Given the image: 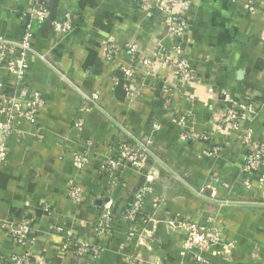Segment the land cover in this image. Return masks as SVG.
Instances as JSON below:
<instances>
[{
    "label": "crops",
    "instance_id": "1",
    "mask_svg": "<svg viewBox=\"0 0 264 264\" xmlns=\"http://www.w3.org/2000/svg\"><path fill=\"white\" fill-rule=\"evenodd\" d=\"M47 18L31 23L32 0H0V40L20 41L31 34L25 84L45 101L34 122L20 119L8 138L0 137V255L8 260L22 250L5 237L4 221H30L38 237L34 255L45 264H84L71 249V235L104 247L93 264H128L133 247L125 246L127 225L120 212L147 187L138 245L144 264H264V168L249 187L244 185L247 148L221 126L222 95L228 93L255 109L254 137L264 142V0H189L192 26L173 38L164 30V16L156 0H42ZM66 14L78 18L77 27L57 35L53 22ZM115 41L138 46V57L155 58L161 81L142 76L140 97H126L120 67L139 66L127 52L105 57V44ZM184 51L193 81L183 84L164 65L174 46ZM3 91L11 96L14 78L0 74ZM92 94L97 101L89 103ZM84 118L81 132L75 123ZM195 135L207 134L209 143L180 139L181 125ZM137 142L149 152L139 171L124 167L110 193L109 178L98 168L100 159L117 154L108 139ZM220 147L206 158L202 151ZM89 159L85 170L74 165V155ZM218 175L213 183L211 176ZM83 189L74 205L69 184ZM110 202L111 235L96 231L99 214ZM158 202L157 208L154 203ZM221 230L224 249L203 254L195 262L182 253L176 220ZM61 228L57 232L55 228Z\"/></svg>",
    "mask_w": 264,
    "mask_h": 264
},
{
    "label": "built area",
    "instance_id": "2",
    "mask_svg": "<svg viewBox=\"0 0 264 264\" xmlns=\"http://www.w3.org/2000/svg\"><path fill=\"white\" fill-rule=\"evenodd\" d=\"M157 9L164 16V30L173 38L188 33L192 26V19L188 15L190 9L189 0H156ZM31 23L42 24L47 18V8L42 0H32L29 9ZM78 25V18L75 15L66 14L61 20L53 22V29L57 35H67ZM28 25L27 32L20 41L0 40V74L7 73L14 78V94L7 95L0 85V137L8 138L13 132L14 122L25 119L34 122L40 111L45 106V101L39 93H33L25 84V73L27 58L31 53ZM121 52H127L132 60L137 61L139 66L133 68L120 67L122 82L120 78L113 75L111 80L115 87L122 85L126 97L135 99L143 92V84L138 83L142 76L151 78V81H161L160 75L156 72L158 61L155 58L145 59L138 57V46L135 43H125L118 47L115 41L109 40L105 44V57L113 59ZM163 65L173 72V76L183 84L193 81V72L188 63L185 51L178 45L174 46L171 52L165 53ZM89 103L97 101V95L92 94L88 99ZM255 116V109L247 104H243L238 99L228 93L222 95L221 116L219 122L221 126L228 127L238 138V141L247 148L243 173L245 176L244 185L250 186L252 177L264 168V142L258 141L254 137L252 120ZM85 125L84 118H79L75 123V130L81 132ZM180 139L185 142L201 141L209 143L212 137L207 134L195 135L184 129L181 125ZM108 149L117 150V154L100 159L99 170L109 178L107 185L108 192H112L118 185L119 172L124 167H131L137 171L141 170L149 160L150 152L137 142H125L123 139H108L106 145ZM221 152L220 147H208L202 151L206 158L217 156ZM0 155L3 156L4 149L0 147ZM90 161L79 154L74 155V165L79 171H83ZM213 183L218 182V175L211 176ZM264 185V177L261 179ZM152 188L147 187L137 194L130 201V205L119 214V219L127 225V235L125 246L133 247L134 252L127 256L128 264L148 263V259L143 255L138 245V233L136 225H146L152 218H143L142 210L145 206V195ZM68 197L74 205H80L83 201V189L81 186L70 183ZM158 202L154 203L157 208ZM113 211L111 203L105 204L99 214V221L96 231L99 235H111L113 223ZM1 227L5 237L12 244L20 248V254H14L8 260L0 255V264H45L40 258L34 255V245L38 241L35 235L34 224L30 221H4ZM175 231L182 236V253L195 262H207L203 256L205 252L224 249L229 247L225 243L221 230L213 225V220L207 218L204 224H197L190 221L176 220ZM57 232H62L61 228H55ZM64 249H71L75 259L84 260V264L92 262L105 250L104 247L69 235L64 242Z\"/></svg>",
    "mask_w": 264,
    "mask_h": 264
}]
</instances>
